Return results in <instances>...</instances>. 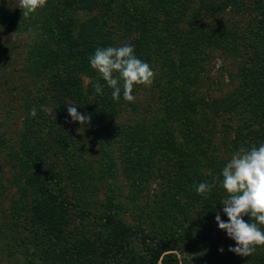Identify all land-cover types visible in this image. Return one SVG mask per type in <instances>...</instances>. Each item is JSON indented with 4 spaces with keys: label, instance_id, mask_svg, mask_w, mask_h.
<instances>
[{
    "label": "trees",
    "instance_id": "obj_1",
    "mask_svg": "<svg viewBox=\"0 0 264 264\" xmlns=\"http://www.w3.org/2000/svg\"><path fill=\"white\" fill-rule=\"evenodd\" d=\"M245 9L256 11L260 19L244 44L241 43V48L243 36L237 33L238 27L226 25L221 14L226 10L240 13ZM79 11H83L81 19L76 14ZM111 15L115 17L113 21ZM213 16L217 19L213 20ZM0 28L18 35L25 33L32 38L26 55L28 68L39 72L53 70L49 86L55 94V119H71L67 106H76L78 112L91 117L90 124L97 132L100 130L104 144L112 137L109 133V128H113L112 118H116L118 108L128 101L123 99V89L118 102L112 99V89L91 68L89 57L98 47H113L117 41L113 37L121 31L126 40L115 47L130 44L138 59L150 66L158 61L160 68L154 71L153 84L158 87L160 114L149 121L130 117L115 126L128 196L130 194L133 200V194L152 177H158L160 184L166 188L173 186L172 189L180 192L182 205L201 199L208 204V214L216 224L217 214L227 222L228 217L220 203L227 195L222 188V169L241 146L264 144V0H250L248 4L244 0H47L44 8L27 18L22 17L20 8L0 2ZM215 48L235 55L238 50L246 52V61L239 65L244 77L242 88L233 96L231 104L225 103L221 110L233 111L237 100L243 97L247 118L235 125L221 124L223 135L218 131L219 144L214 142L212 134L205 137L201 133L206 128L200 120L207 121L204 107L217 112L218 105L223 102L218 104L213 99H204L194 91L199 79V65ZM80 76L89 78L84 87ZM96 84L101 85L102 95L96 93ZM24 118L17 148L7 147L3 155L16 165L9 180L17 195L12 207L16 215H21V210L26 212L24 201L28 200L27 223H32L30 229L37 236L29 239V243L34 251L41 246L43 252L48 253L51 245L61 240L64 224L70 216L68 209L78 210L84 218L87 215L78 208L75 197L68 198L59 180L51 183L53 181L41 175L42 161L38 158L41 154L39 146L32 140L28 110L24 112ZM226 129L230 138L225 137ZM0 143L4 144V140L0 139ZM219 145L224 146L227 157L217 153ZM203 182L215 184V187L201 195L196 189ZM84 184L79 188L85 191ZM162 199L164 203H175L180 212L184 209L181 205L179 208L178 200L169 195ZM116 202L109 195L105 196L97 220L107 229L110 246L120 249L123 239L138 231L119 219L114 211ZM244 219L247 222L250 218ZM215 227L208 226V232L227 236L219 227L214 230ZM161 228L162 233L167 231L166 225ZM140 234L144 240L150 239L153 243L147 253L148 264L157 261L158 264H179L175 247L169 240L149 233ZM83 248L81 258L64 255L58 257L59 264H72L78 259L85 264H94L92 253ZM257 258L263 261L264 254L258 252L254 259Z\"/></svg>",
    "mask_w": 264,
    "mask_h": 264
},
{
    "label": "rangeland",
    "instance_id": "obj_2",
    "mask_svg": "<svg viewBox=\"0 0 264 264\" xmlns=\"http://www.w3.org/2000/svg\"><path fill=\"white\" fill-rule=\"evenodd\" d=\"M0 2L19 6V0ZM249 2L250 0H244L246 4ZM76 14L81 19L83 11ZM221 17L226 25L238 27L237 33L243 36L240 46L260 19L256 11L246 9L240 13L226 10ZM114 18V15L110 16L111 21ZM212 18L217 19L216 16ZM116 30L119 29L116 27ZM123 37L125 35L121 31L115 35L113 39L117 41L113 43V47L123 43L126 40ZM31 42L32 38L25 33L18 35L0 28V139L5 144L0 143V264H59L61 261L58 257L64 255L81 258L83 246L92 253L94 264H148L147 253L153 243L150 239L144 240L140 233L169 240L175 247L174 253L179 264H264V259H254L258 252L264 254V246L257 247L250 257H242L229 251L230 247H235L234 240L226 235L216 236L214 232H208V226L211 225L216 226L214 230H218V224L208 214V204L200 199L193 200L190 204L187 201L185 206L182 205L180 192L176 188L172 189L173 186L166 188L160 184L158 177H152L140 191L133 194V200L130 199V194L128 196L129 187L118 156L115 126L130 117L133 120L149 121L152 116L160 114L156 84L150 87L137 86L133 92L135 101L126 102L118 108L116 118H112L113 128H109L112 137L104 144L100 130L97 132L92 124L82 126L71 119H55V94L49 86V77L53 70L39 72L28 68L26 55ZM245 53L238 50L235 55L215 48L208 52L198 68L199 79L194 86L195 94L204 99H213L218 104L223 102L218 105L217 112L204 107L207 121L200 120L206 128L201 133L205 137L212 134L217 144L221 137L218 131L223 135L221 124L235 125L247 118L243 97L237 100L233 111L221 110L225 103L231 104L233 96L239 94L242 88L244 77L239 65L246 61ZM159 65L155 61L150 67L156 71L160 68ZM80 77L84 87L89 78ZM243 94L246 96L245 92ZM42 106L51 108L52 112L46 113ZM33 108L36 109V116L30 115L29 123L32 140L39 146L41 154L38 157L42 161L41 175L48 181H53L51 183L59 180L68 198L75 197L78 208L86 211L87 215L84 218L77 213L78 210L74 212L68 209L70 216L64 224L61 240L52 244L51 252L49 250L48 253H44L41 246L34 251L33 245L29 243V239L37 236L30 229L32 223H27L28 200L24 201L26 212L21 210V215H16L13 210V201L17 195L13 186L9 185V180L16 165L3 156L7 147L17 148V137L25 122L24 112H30ZM81 127L84 129H79ZM225 135L226 138L231 137L228 136L227 129ZM218 147L217 153L227 157L224 146ZM106 166L108 168L105 170ZM82 184L85 185V191L79 188ZM107 195L117 201L114 211L119 219L138 231L127 235L120 249L110 246L108 231L97 220ZM166 195L178 200V207L181 205L184 209L180 212L175 203H164L162 198ZM162 224L167 226L166 233H162ZM43 246L46 247V244ZM72 264L85 262L78 259Z\"/></svg>",
    "mask_w": 264,
    "mask_h": 264
},
{
    "label": "clouds",
    "instance_id": "obj_3",
    "mask_svg": "<svg viewBox=\"0 0 264 264\" xmlns=\"http://www.w3.org/2000/svg\"><path fill=\"white\" fill-rule=\"evenodd\" d=\"M46 4L47 0H19L18 7L22 17L27 18ZM89 63L112 89V99L117 102L122 89L123 99L131 103L135 101L133 92L136 86L150 87L154 82L155 72L148 63L135 56L134 46L130 44L98 47L89 57ZM95 91L102 95L100 84L95 85ZM42 110L49 114L52 112L46 106H42ZM67 112L72 122H79L82 126L90 124L91 117L78 112L76 106H67ZM30 115L36 116L35 108L30 111ZM222 177V188L227 195L220 203L228 220L223 221L219 214L215 220L219 229L235 241V247H230L229 251L250 257L257 247L264 246V144L258 147L241 146L223 167ZM213 187L215 184L203 182L196 191L204 195L211 192ZM244 217H249V221L246 222Z\"/></svg>",
    "mask_w": 264,
    "mask_h": 264
}]
</instances>
